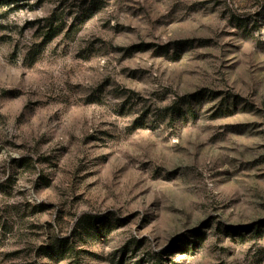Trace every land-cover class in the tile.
<instances>
[{"label":"rangeland","instance_id":"obj_1","mask_svg":"<svg viewBox=\"0 0 264 264\" xmlns=\"http://www.w3.org/2000/svg\"><path fill=\"white\" fill-rule=\"evenodd\" d=\"M0 264H264V0L1 1Z\"/></svg>","mask_w":264,"mask_h":264},{"label":"trees","instance_id":"obj_2","mask_svg":"<svg viewBox=\"0 0 264 264\" xmlns=\"http://www.w3.org/2000/svg\"><path fill=\"white\" fill-rule=\"evenodd\" d=\"M1 1H13V0H0V2ZM15 1V0H14ZM56 34H52V35H50V36H48V38H47V40H50V39H52L54 36H55Z\"/></svg>","mask_w":264,"mask_h":264}]
</instances>
